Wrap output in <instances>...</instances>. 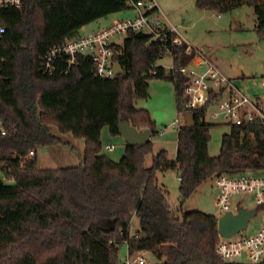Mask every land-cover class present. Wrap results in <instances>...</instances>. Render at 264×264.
<instances>
[{"label": "trees", "instance_id": "trees-1", "mask_svg": "<svg viewBox=\"0 0 264 264\" xmlns=\"http://www.w3.org/2000/svg\"><path fill=\"white\" fill-rule=\"evenodd\" d=\"M129 1L141 0H22L20 8L0 10V264H122V245L131 257L149 255L153 264H240L217 258V218L182 206L216 176L264 174L262 122L226 125L219 154L210 157L206 105L193 114L194 127L180 126L173 160L165 151L153 155L151 140L125 145L118 162L102 154V129L119 136V122L150 130L151 139L156 134L149 113L134 107L148 98L150 80H169L176 109L183 111L187 80L165 75L156 62L169 54L174 68L188 64L192 56L185 55L184 43L128 32L113 45V60L123 72L111 80L93 77L88 56L66 74L48 76L39 67L48 49L130 8ZM244 5L253 9L254 31L264 39V0H197L202 11ZM64 135L83 141L79 163L39 168L38 150L66 145ZM30 151L34 156L28 158ZM168 171L179 181L176 212L157 179Z\"/></svg>", "mask_w": 264, "mask_h": 264}, {"label": "rangeland", "instance_id": "rangeland-1", "mask_svg": "<svg viewBox=\"0 0 264 264\" xmlns=\"http://www.w3.org/2000/svg\"><path fill=\"white\" fill-rule=\"evenodd\" d=\"M158 6L161 18H166L176 28L178 35L190 47L202 51L211 62L227 78L234 82L235 87L250 97L264 94L262 76L264 75V39H260L254 31L256 18L253 9L241 6L229 12L202 11L197 8V0H153ZM136 12L132 8L109 15L96 22L83 26L78 30L80 36L96 31L98 28H108L113 22L123 21L134 17ZM163 18V19H164ZM125 36L115 39L120 44ZM157 66L164 68L165 75L173 67L172 57L166 54L156 62ZM134 107L149 113L154 122L156 134L152 137L153 155L159 151L167 152L169 159L176 155L177 129L171 125L177 119L182 126L185 124L184 115L178 113L175 104V93L172 83L167 79H153L149 81L148 98L136 100ZM209 109L205 114L204 122L208 125L209 143L208 154L216 157L220 151L221 138L228 132V127L221 118L213 120ZM1 129V125H0ZM165 130L164 135L159 132ZM69 145H58L50 149H39L37 152L38 166L42 169H57L61 167L76 166L79 163V153L72 152L71 148L78 144L70 135L61 136ZM102 154L114 162H118L124 154L125 143L120 136L112 137L107 128L101 131ZM78 141V140H76ZM82 141V140H79ZM112 145V151L104 149ZM150 161V157H149ZM264 175V174H263ZM158 183L169 193L168 204L172 211L180 209V196L178 193L179 181L174 172L168 171L157 174ZM217 190L212 180L204 182L198 190L191 195L182 206L184 212L200 211L204 214L220 218L222 212L215 207ZM240 204L245 209H255L253 196L242 194L233 197L230 209ZM260 228V215L249 221L245 232L239 233L244 237L255 236ZM137 229V219L131 221L130 233ZM127 255L125 245L119 247L118 259L124 262ZM147 262L155 263L149 255H145ZM231 262L240 264H253L244 255Z\"/></svg>", "mask_w": 264, "mask_h": 264}, {"label": "built area", "instance_id": "built-area-1", "mask_svg": "<svg viewBox=\"0 0 264 264\" xmlns=\"http://www.w3.org/2000/svg\"><path fill=\"white\" fill-rule=\"evenodd\" d=\"M21 4L22 0H0V10L9 7L20 8ZM128 5L135 10L134 17L113 22L108 28L74 37L62 45L48 49L40 58L41 71L48 76L55 73L66 74L77 65L81 56H88L92 62L91 73L94 78L114 79L116 75L113 70L115 62L113 45L118 44L115 39L122 35L126 36L128 32H142L150 35L153 41L158 40L165 44L170 41L175 46L184 43L185 55L192 56L188 64L179 68L171 67L168 71L172 75L180 74L187 80L183 91L185 105L181 114L196 115L208 105L205 114L212 108L211 119L221 118L226 125L240 127L255 120L264 124V94L250 97L238 90L234 82L218 70L202 51L193 49L185 43L176 28L169 24L164 16V19L160 17L153 0L129 1ZM3 33L4 28L0 26V36ZM151 73L155 75L156 71ZM262 80L261 84L264 87V79ZM171 126L177 129L178 134L181 126L179 120L177 119ZM1 133L3 134L4 131L1 130ZM159 134L164 135L165 130ZM104 149L112 151L113 146L107 145ZM33 156L32 151L27 154L28 158ZM212 181L217 190L215 207L222 212V215L228 212L236 213L241 207L240 204L235 206V211L230 209V204L233 197L242 194L253 196L256 215H260V228L255 236L244 237L240 234L231 238L218 236L219 242L215 248L217 258L231 262L244 255L251 263L262 264L264 262V175L223 174L214 177ZM145 255V253H137L131 257L127 250L122 264H149Z\"/></svg>", "mask_w": 264, "mask_h": 264}, {"label": "water", "instance_id": "water-1", "mask_svg": "<svg viewBox=\"0 0 264 264\" xmlns=\"http://www.w3.org/2000/svg\"><path fill=\"white\" fill-rule=\"evenodd\" d=\"M113 70L116 76H120L123 72L118 62H114ZM184 119L185 127L191 128L195 126V118L193 114L186 113L184 115ZM118 133L123 139L125 145L136 146L151 140L150 130H137L128 122L118 123ZM256 213V209H245L244 207H239L236 213L228 212L220 218H217L218 236L231 238L241 232H245L248 228L249 221L256 216Z\"/></svg>", "mask_w": 264, "mask_h": 264}, {"label": "crops", "instance_id": "crops-1", "mask_svg": "<svg viewBox=\"0 0 264 264\" xmlns=\"http://www.w3.org/2000/svg\"><path fill=\"white\" fill-rule=\"evenodd\" d=\"M156 9L159 11V7L158 6H156ZM166 19V18H165ZM168 22V21H167ZM169 24H170V22H168ZM99 29H102V28H98L97 30H99ZM96 30V31H97ZM93 32H95V31H93ZM80 36V35H79ZM122 43V42H121ZM207 56V55H206ZM208 57V56H207ZM209 58V57H208ZM210 59V58H209ZM76 140H78V139H76ZM76 140H74L78 145L76 146V147H74L73 146V148H71V150H72V152H78L79 153V157H78V159H80V157H81V154H82V152H83V150H84V143H83V141H76ZM66 145H69L70 147H72L69 143H66ZM112 146V145H111ZM149 263V262H148ZM152 264V263H151Z\"/></svg>", "mask_w": 264, "mask_h": 264}]
</instances>
